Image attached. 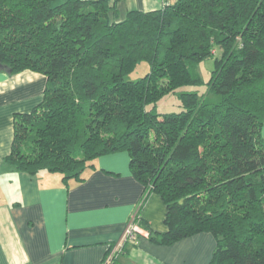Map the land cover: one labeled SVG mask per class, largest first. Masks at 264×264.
<instances>
[{
    "label": "trees",
    "instance_id": "16d2710c",
    "mask_svg": "<svg viewBox=\"0 0 264 264\" xmlns=\"http://www.w3.org/2000/svg\"><path fill=\"white\" fill-rule=\"evenodd\" d=\"M117 1L0 0V67L46 77L42 100L14 115L4 162L80 178L126 152L143 197L165 206L167 229L150 240L209 232L206 264H264V0H176L123 17ZM209 57L206 92L181 89L202 83ZM142 61L148 71L129 79ZM176 91L179 111L155 110Z\"/></svg>",
    "mask_w": 264,
    "mask_h": 264
},
{
    "label": "crops",
    "instance_id": "0c3cea01",
    "mask_svg": "<svg viewBox=\"0 0 264 264\" xmlns=\"http://www.w3.org/2000/svg\"><path fill=\"white\" fill-rule=\"evenodd\" d=\"M176 0H118L120 17L128 10L149 11ZM46 77L0 67V264H101L106 252L134 221L142 230L127 241L117 264H206L215 247L209 232L171 244L150 240L166 231L165 206L132 175L126 152L101 155L80 178L40 171L28 174L10 167L14 115L30 112L43 97ZM264 139V123L261 127ZM140 219V222H139Z\"/></svg>",
    "mask_w": 264,
    "mask_h": 264
},
{
    "label": "rangeland",
    "instance_id": "374dc122",
    "mask_svg": "<svg viewBox=\"0 0 264 264\" xmlns=\"http://www.w3.org/2000/svg\"><path fill=\"white\" fill-rule=\"evenodd\" d=\"M216 56H218L220 53V50L216 47ZM214 68V59L213 57L206 58L202 60L197 65V72L202 80V83H200L197 86H189V87H182L183 90H193L196 89L199 94H203L206 92V81L208 80L211 70ZM149 69L148 63L145 61L139 62L134 70L128 75L129 79H136L144 75ZM204 97L210 99V100H216V96L214 95H204ZM155 110L159 113H165V112H174L180 110V99L178 97V91L175 93H169L162 97L156 104Z\"/></svg>",
    "mask_w": 264,
    "mask_h": 264
},
{
    "label": "built area",
    "instance_id": "2783aa9c",
    "mask_svg": "<svg viewBox=\"0 0 264 264\" xmlns=\"http://www.w3.org/2000/svg\"><path fill=\"white\" fill-rule=\"evenodd\" d=\"M140 233H142V230L133 221V217H132L131 221L127 224L126 228L124 229L122 235L112 244L110 250L104 256L101 264H109L112 258L121 252L125 242L134 241L135 237Z\"/></svg>",
    "mask_w": 264,
    "mask_h": 264
}]
</instances>
